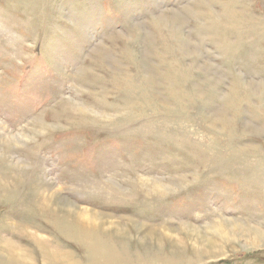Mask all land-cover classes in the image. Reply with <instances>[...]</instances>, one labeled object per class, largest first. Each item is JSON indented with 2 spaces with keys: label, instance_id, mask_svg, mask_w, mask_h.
I'll return each instance as SVG.
<instances>
[{
  "label": "rangeland",
  "instance_id": "obj_1",
  "mask_svg": "<svg viewBox=\"0 0 264 264\" xmlns=\"http://www.w3.org/2000/svg\"><path fill=\"white\" fill-rule=\"evenodd\" d=\"M263 92L264 0H0V264H264Z\"/></svg>",
  "mask_w": 264,
  "mask_h": 264
},
{
  "label": "bare ground",
  "instance_id": "obj_2",
  "mask_svg": "<svg viewBox=\"0 0 264 264\" xmlns=\"http://www.w3.org/2000/svg\"><path fill=\"white\" fill-rule=\"evenodd\" d=\"M264 93V92H263ZM70 208V207H69ZM77 215H79V217L80 218H77L79 221H80V223L82 222L83 224H87V223H89L90 221L89 220H95L96 218H94L90 213H88L86 210H82V211H79L78 212V214ZM233 226V225H232ZM85 227H90V226H88V225H86ZM247 227V226H246ZM229 228V227H228ZM88 229H90V228H88ZM224 230V229H223ZM226 230V229H225ZM152 231V230H151ZM231 231V230H230ZM244 231H245V229H244ZM244 233V232H243ZM225 234V233H224ZM226 235V234H225ZM229 238V237H228ZM145 239V238H144ZM195 240V239H194ZM198 240V239H197ZM200 240V239H199ZM198 240V241H199ZM201 241V240H200ZM203 242V241H202ZM194 243V242H193ZM198 243V242H197ZM203 244V243H202ZM199 248V247H198ZM205 250H207V249H205ZM210 253V252H209ZM214 253V252H213ZM1 254V253H0ZM124 256H125V254H124Z\"/></svg>",
  "mask_w": 264,
  "mask_h": 264
}]
</instances>
